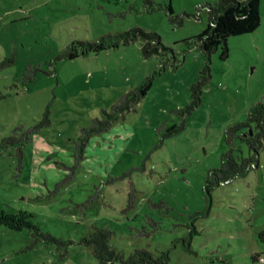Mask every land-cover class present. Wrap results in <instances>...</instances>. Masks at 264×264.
Here are the masks:
<instances>
[{"label": "rangeland", "instance_id": "rangeland-1", "mask_svg": "<svg viewBox=\"0 0 264 264\" xmlns=\"http://www.w3.org/2000/svg\"><path fill=\"white\" fill-rule=\"evenodd\" d=\"M216 1L0 0V264H101L87 244L96 229L125 258L145 249L165 264H264V148L257 168L204 193L227 128L264 103V0L259 27L228 37L226 58L221 46L210 54L194 106L207 61L195 38ZM134 28L168 50L145 58L134 42L58 58ZM149 75L147 95L91 134L76 162L81 130ZM27 131L21 146L2 143Z\"/></svg>", "mask_w": 264, "mask_h": 264}, {"label": "trees", "instance_id": "trees-1", "mask_svg": "<svg viewBox=\"0 0 264 264\" xmlns=\"http://www.w3.org/2000/svg\"><path fill=\"white\" fill-rule=\"evenodd\" d=\"M260 0H217L214 7L209 11V22L206 28L195 41L205 53L207 61L198 72L197 81L191 86V105L197 106L200 102L202 88L209 82L210 69L209 57L219 46L222 47V56L226 58V39L230 36L245 35L254 32L260 25ZM171 11V7H169ZM134 42L141 43V52L145 58L152 55H163L168 49L164 47L161 38L156 33H146L142 29L134 28L116 35H105L93 42L78 41L69 45L58 58L75 59L80 55L90 53L98 54L102 51L128 46ZM190 40L184 41V46H191ZM3 66L0 64V69ZM31 68L28 67V70ZM27 79V78H26ZM153 85V75L143 79L133 90L123 94L118 102L111 107V112H101L100 118H95L91 126L81 130V135L76 141L74 157L76 162L83 159V153L91 134L106 131L111 122L119 116L134 109L150 91ZM19 129H16L17 132ZM27 131L21 137L11 136L2 141L3 144L23 145L29 141ZM245 143L249 150V156L240 159L236 155L237 144ZM225 144L227 151L221 157L220 167L208 172L205 180L204 193L210 197L215 187L231 182L236 176L258 167V152L264 148V103H255L249 110L247 118L227 128L225 132ZM197 233L192 227V234ZM112 232L96 229L90 236L87 244L92 246L93 254L101 264H165L168 256L166 253L159 258H154L148 250H135L133 254L125 258L110 244ZM192 234H189L191 236ZM260 242L264 243V232H260ZM259 254L252 256L257 262ZM165 260V261H163Z\"/></svg>", "mask_w": 264, "mask_h": 264}]
</instances>
